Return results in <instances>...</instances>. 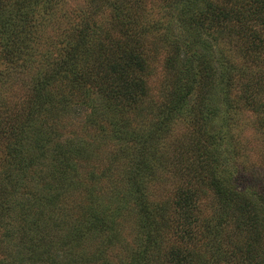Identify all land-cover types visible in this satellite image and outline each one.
Segmentation results:
<instances>
[{
    "label": "trees",
    "instance_id": "16d2710c",
    "mask_svg": "<svg viewBox=\"0 0 264 264\" xmlns=\"http://www.w3.org/2000/svg\"><path fill=\"white\" fill-rule=\"evenodd\" d=\"M4 1L0 36L16 58L19 29L33 22L14 18ZM84 2L63 12L59 5L66 0H15L12 5L23 17L38 11L58 15L61 23L53 41L46 38L38 46V60L17 62L21 71L34 68L26 108L14 112L0 106V193L11 202L7 206L0 200V213L8 212L0 215V254L7 256L0 264L98 263L113 258L116 247L119 255L127 253H116L119 264H264V192L243 190L226 166L237 149L222 113L235 109L230 95L236 77L224 59L195 47L203 34L215 35L227 20L248 16L249 10L264 31V0H163L168 13L176 11L188 41L159 32L154 27H164L161 22L147 24L146 8L141 9L146 0H128V6L121 0ZM105 3L111 9L104 21L99 11ZM153 30L159 33L151 35ZM163 51L158 63L171 72L170 89L146 129L137 132L131 127L134 118L152 114L142 101L147 96L143 76L153 75L155 57ZM76 107L89 114L82 127L91 138H64L63 116ZM180 121L192 131L193 145L183 164L187 172H173L187 182L168 196L165 156L156 150ZM106 140L123 146L121 155L104 159L100 151ZM122 158L130 167L122 174L127 182L123 205L116 204L114 194L121 185L105 183L111 196L99 186ZM159 163L163 177L155 171ZM206 195L210 216L202 208ZM97 198L109 201L104 205ZM124 216L130 228H122ZM18 240L27 244L19 246ZM8 243L19 248L21 260L6 251Z\"/></svg>",
    "mask_w": 264,
    "mask_h": 264
},
{
    "label": "rangeland",
    "instance_id": "374dc122",
    "mask_svg": "<svg viewBox=\"0 0 264 264\" xmlns=\"http://www.w3.org/2000/svg\"><path fill=\"white\" fill-rule=\"evenodd\" d=\"M14 1L15 0L6 1L7 4H10L12 7L8 8V11L11 13L10 15L16 19L33 22L26 27H20L19 29V38L14 43V49L17 50V53H15L16 58L7 53L6 48L2 45V42L5 44V40L0 36V102L5 104L2 105L0 103V106L5 110L10 108L14 110V112H17V110L26 108L27 99L31 93L30 78H32V75L34 74L32 72L34 70L33 67H29L28 69L21 71L22 68L17 64V62H22L24 58H35V60H38V46L41 45L42 41H45L46 38H50V40L53 41L52 38L53 36L55 37V28L59 29V24L61 22L59 21L58 15L53 16L49 14L47 17L41 14V12L38 13V11L35 15L31 14L27 17L18 15L20 13H18L15 7L12 6ZM103 1L108 3V0ZM162 1L146 0L147 3L141 6V9L144 7L146 8L145 17L148 21L147 24L161 22L164 24V27H161V25H155L154 27L155 29L158 28L160 30L159 32L168 33L170 37L182 36L186 41H188L189 37L187 33L181 30L177 16H175L176 11H174V14L168 13L170 10L168 7L164 6ZM6 2L4 1V3ZM121 2L123 5L128 6V0H121ZM251 3L252 0H245L244 4ZM85 5L84 0H66V3L59 5V9L63 12L65 10H69V8L79 9ZM101 9L103 11L100 10L99 13H104V17L101 18V20L105 21L108 15L107 10L111 8H107L105 3ZM52 12L55 14L57 11ZM248 12L250 13L248 16H238L236 19L227 20L226 27H219L220 31L218 30L215 35H212L211 33H208L210 36L207 33L203 34L200 42H198L195 47H197L200 53L206 51L214 55V58L219 61L224 59V66L227 69L230 68L231 75L236 77V82L233 85L230 95L232 106H235V109H230L227 111V114H224V112L222 113L223 120L230 127L228 133L230 141L237 149V153L232 159L230 158V161L226 162V166H228L227 168H229L232 172H235V175H238L239 184L241 181V188H243V190H245L247 186L252 189V191L254 189H260L264 192V31L259 24V18L251 13L252 10H249ZM32 18H34L35 21ZM38 18L43 19L41 20L42 23H39V25ZM54 19L55 21H53ZM101 20H98V22ZM104 26L107 25L104 24ZM114 30H119V28ZM158 33L153 30L150 34L157 35ZM201 41L204 42L205 45H203V43L201 44ZM184 49L186 50L185 47ZM18 51L20 53H18ZM160 54L161 53L159 52V54L155 57V62L153 63L154 68L152 69L153 75L151 77L148 74L147 76H143L147 96L145 99H142V101L146 104L147 109L150 108L152 110V114L151 116L146 115L140 120L134 118L135 121L131 127H135L137 132H139V127H144L142 129H146L145 127L151 122L153 114L156 113L157 109L163 102L162 96L168 92V89H170L169 82L171 72L166 70V68L164 69L162 62L158 63L159 59L162 60L164 51L161 55ZM223 63L221 64L223 65ZM219 99V102H221V96H219ZM191 104L192 100L190 99L186 107L191 106ZM70 108H67L69 110L63 116V124L65 125L64 138L72 139L75 136H86L87 130L83 128L82 125L84 126L86 121L85 115L87 112L80 107H76V109ZM128 118L133 119V115L128 113ZM218 118L220 120V116ZM171 128L173 130L168 133L169 136L165 137L164 140L159 141L160 144L159 146L157 145L158 148L156 150L157 155L161 154L162 156H165L163 159V165L168 168V171H165V173H169L166 174L167 184L163 187V191L168 193V196L173 194L172 189H175L178 186L185 184L184 182H187L186 177L182 178L180 175H177L176 177L173 172H183L182 175L187 172L184 169L183 164L187 160V157L190 156L191 153L189 150L193 145L191 144L192 131L190 128H186L184 123L181 121L176 122L171 125ZM145 132L146 131H140V133ZM91 137L92 134L87 135V138ZM174 141L177 142L173 143ZM117 144L118 145H116L112 140H106L103 150L100 151V154L104 156V159L111 154L121 155L120 149H123V146L120 147L119 143ZM180 144V148H175ZM232 144L231 146L234 147ZM103 164H106V162L104 161V163H101L98 167L100 170H102L104 166ZM163 165H160L159 163L155 169V171L159 172L162 177L165 174H163ZM125 171L130 172V167L127 160L124 161L122 158L120 159L117 171L111 172V174L108 172L107 176L109 179H105L100 182L101 184L99 183L102 193H106V196L111 195L109 192L110 188L105 183L113 182L117 184V186L121 185L119 188L120 192L118 189H115L114 194L118 193L116 204L122 203L123 205L125 203L124 193L127 187V182L125 181L124 175H122ZM19 187L20 186L17 188L19 189ZM81 195H83V192ZM85 197L86 196L83 195L82 199ZM3 198L6 200L5 202H7V206H9L11 202L7 200V197L0 193V200L2 202ZM111 199L112 197L109 198V200ZM109 200L97 198V201L104 205H106V202ZM82 204H86V202L82 201ZM209 204V196H207L202 206V208L205 209L204 215L206 216H210L213 212V209L208 207ZM2 208L3 207L0 205V210ZM7 213L8 212L5 210L4 213H0V215H4L6 217ZM127 218V216H124L121 223L122 228H130L131 223ZM4 221L6 222V219H4ZM128 231L129 230L126 232ZM17 244L19 245V240ZM24 244H27V242L24 241L19 246H23ZM91 244L92 247L95 245L97 246L94 241H92ZM11 245L12 243H8L9 249L6 251L9 254H12L15 260H21L17 253L19 248H17L14 243V247ZM116 250L117 247L116 249L113 248V251L110 252L113 256V258L110 257L111 261L106 258L102 259L98 263L91 262V264H101L104 260V264H119L117 263V258H115L116 253L119 255V252ZM119 251L121 252L122 249L120 248ZM19 254H22V252ZM125 254L127 253L125 252ZM125 254L124 252L120 253L121 256H124ZM5 257H7L6 254H0V262H5ZM24 264L35 263L24 262ZM78 264H81V261H79Z\"/></svg>",
    "mask_w": 264,
    "mask_h": 264
}]
</instances>
